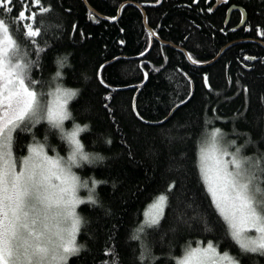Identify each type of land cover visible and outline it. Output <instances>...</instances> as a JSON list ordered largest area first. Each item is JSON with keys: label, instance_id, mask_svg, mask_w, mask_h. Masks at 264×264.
<instances>
[{"label": "trees", "instance_id": "16d2710c", "mask_svg": "<svg viewBox=\"0 0 264 264\" xmlns=\"http://www.w3.org/2000/svg\"><path fill=\"white\" fill-rule=\"evenodd\" d=\"M85 1L94 13L82 0H0V19L14 40L12 26L25 27L20 62H29L35 88L46 98L56 85L77 90L64 125H87L79 134L84 151L103 157L75 169L88 184L102 183L93 193L97 203L78 207L82 248L67 264H176L186 248L208 242L238 264H264V255L243 251L227 233L197 166L217 129L230 153L239 146L242 157L264 155V47L247 41L264 44V0H223L214 10L215 0ZM124 2L142 6L147 26L173 47L153 40L140 57L149 34L137 7L126 4L117 17ZM231 5L246 14L236 30L239 11L224 26ZM27 25L39 34L28 37ZM233 41L201 67L176 49L205 63ZM32 141L50 154L68 150L42 120L13 132V156H24ZM162 193L169 199L160 223L142 227Z\"/></svg>", "mask_w": 264, "mask_h": 264}, {"label": "snow or ice", "instance_id": "6c2138e0", "mask_svg": "<svg viewBox=\"0 0 264 264\" xmlns=\"http://www.w3.org/2000/svg\"><path fill=\"white\" fill-rule=\"evenodd\" d=\"M5 2L10 4L11 0ZM19 16L24 18L25 12ZM0 30V264H67L68 258L79 255L82 248L76 244L82 226L77 206L95 205V186L102 183L92 180L89 188L88 182L81 183L72 169L103 157L85 152L77 139L88 131L87 125L74 124L71 131H65L64 121L71 118L66 105L78 94L77 90L57 88V99L50 105L35 88L38 82L30 74L29 62H20V48L27 43L21 39L25 27L12 26L16 40L3 19ZM38 34V29L27 25L28 37ZM60 76L57 71L56 77ZM41 119L69 144L67 159L49 156L39 143L29 146L27 156L14 159L13 132L28 131ZM222 139L223 134L217 129L200 150L197 166L201 182L231 238L243 251L264 255V155L256 159L242 157L241 148L234 145L235 151L230 153L222 146ZM174 187L173 183L169 192ZM80 188H88L87 201L77 195ZM168 199L167 193L160 194L145 213L149 227L160 223L158 217H163ZM250 231L257 235L248 236ZM208 260L212 264H238L227 252L216 257L212 244L205 248L189 246L177 264H206ZM112 264L118 261L113 259Z\"/></svg>", "mask_w": 264, "mask_h": 264}, {"label": "water", "instance_id": "95a60500", "mask_svg": "<svg viewBox=\"0 0 264 264\" xmlns=\"http://www.w3.org/2000/svg\"><path fill=\"white\" fill-rule=\"evenodd\" d=\"M84 2V4L86 5V7L94 13V11L87 5L86 1L85 0H82ZM221 1L223 0H215V4L212 8V10H214L220 3ZM160 3V0H157V2L155 3H146V4H143V6H156ZM126 4H129V5H133L135 7H137L140 11V13L142 14V18H143V25L145 27V29L147 30L148 34H149V45H148V48L141 54L139 55L140 57L144 56L151 48L152 46V43H153V40H156L158 41L159 43L163 44V45H169V46H172V44L170 43H167V42H164L160 39H158V37L156 36V34L154 33V31L152 29H150L148 26H147V23H146V15H145V12L144 10L142 9V6L138 5V4H135V3H132V2H124L122 4H120L119 8H118V11H117V17L120 15V11H121V8L126 5ZM233 11H239L240 14H241V19L239 21V23L233 28L234 30L236 29H239L241 28L244 24H245V21H246V14L244 12V10L239 7V6H235V5H231L227 11H226V18H225V21H224V26L227 25L228 21H229V17H230V14L233 12ZM102 18V17H101ZM246 41V40H245ZM247 41H250V42H256V43H259L260 45H262L264 47V44L261 43V42H258V41H251V40H247ZM234 43H237L235 41L227 44L226 46H224L223 48L220 49L219 53L217 54L216 57H214V59L208 61V62H205V63H197V62H192L193 65H196V66H205V65H208L210 63H212L219 55L220 53L229 45H232ZM173 47V46H172ZM184 55L185 57L190 61V57L188 56V54L181 48L180 50ZM136 58V57H135Z\"/></svg>", "mask_w": 264, "mask_h": 264}, {"label": "rangeland", "instance_id": "374dc122", "mask_svg": "<svg viewBox=\"0 0 264 264\" xmlns=\"http://www.w3.org/2000/svg\"><path fill=\"white\" fill-rule=\"evenodd\" d=\"M3 38V37H2ZM57 88H60V89H65V88H61V87H59L58 85H56L55 87H53L52 89H51V91L49 92V94H48V96H47V101H48V103L50 104V105H53L54 103H55V101H56V99H57V96H56V90H57ZM61 102H63V98H61ZM68 103H69V101H68ZM68 103H67V105H66V108H67V110H68ZM68 112H69V110H68ZM42 120H44L45 121V119H41L40 121H42ZM67 122V120L66 121H64V124ZM73 127H74V124L73 125H67V126H65L64 125V128H65V131L67 132V131H71L72 129H73ZM77 139L79 140V135L77 136ZM67 142V141H66ZM37 143L35 142V141H32V142H30L29 143V146H35ZM68 144V143H67ZM205 145V143H203V146ZM29 146H28V148H29ZM202 146V147H203ZM201 147V148H202ZM70 151H71V148H70V146H69V144H68V150H67V152H66V154L65 155H56V154H50V153H48L47 152V150H45V153L46 154H48L49 156H53V157H55V156H59V157H61L62 159H67V157H68V155L70 154ZM29 153H28V149L26 150V153H25V155L24 156H21V157H19L20 159H22L23 157H25V156H27ZM13 158L15 159V157L13 156ZM225 159H227V157H225ZM81 164H83V163H81ZM80 164V165H81ZM75 169H76V167H74L73 169H72V171L80 178V181H81V183H83V182H87V181H85L84 179H82L78 174H77V172L75 171ZM89 185V188H91L92 187V184H88ZM77 195L81 198V199H84L85 201H87V198H88V195H89V191H88V188H80L79 190H78V193H77ZM156 200V199H155ZM155 200H154V202H155ZM154 202H152L148 207H147V209L145 210V212H144V221L142 222V227H145V226H147V223H146V221H147V217H146V215H145V213L148 211V209L151 207V205L154 203ZM80 205H78L77 206V209H76V211H77V214H78V207H79ZM79 215V214H78ZM159 218V217H158ZM77 235H78V233H77ZM77 235H76V244L78 245V241H77ZM247 235L248 236H250V237H255L256 235H257V233H255V231H250V232H248L247 233ZM199 245H196V246H194V247H192V248H197V247H199V248H205V247H207L208 246V244H212V243H210V242H208V243H204V244H201V243H198ZM239 245V244H238ZM212 246L215 248V251H216V257H220V256H222L225 252H219L218 250H217V248L212 244ZM184 253H185V251L182 253V255L180 256V258H182L183 256H184ZM229 255V254H228ZM230 256V255H229ZM71 257V256H70ZM69 257V258H70ZM231 257V256H230ZM68 258V259H69ZM233 258V257H232ZM177 259H179V257L177 258ZM176 264H177V260H176ZM206 264H212V260H208L207 262H206ZM218 264H220V262L218 261ZM222 264H228V262L227 261H223L222 262Z\"/></svg>", "mask_w": 264, "mask_h": 264}, {"label": "bare ground", "instance_id": "6f19581e", "mask_svg": "<svg viewBox=\"0 0 264 264\" xmlns=\"http://www.w3.org/2000/svg\"><path fill=\"white\" fill-rule=\"evenodd\" d=\"M90 11V10H89ZM178 51L181 50V48H176ZM184 50V49H183ZM185 51V50H184ZM186 52V51H185ZM187 53V52H186ZM185 56V55H184ZM190 62L192 63V61L190 60Z\"/></svg>", "mask_w": 264, "mask_h": 264}]
</instances>
